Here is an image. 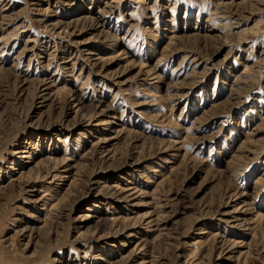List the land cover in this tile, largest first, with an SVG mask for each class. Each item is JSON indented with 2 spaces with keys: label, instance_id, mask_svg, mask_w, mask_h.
Returning <instances> with one entry per match:
<instances>
[{
  "label": "rangeland",
  "instance_id": "1",
  "mask_svg": "<svg viewBox=\"0 0 264 264\" xmlns=\"http://www.w3.org/2000/svg\"><path fill=\"white\" fill-rule=\"evenodd\" d=\"M0 264H264V0H0Z\"/></svg>",
  "mask_w": 264,
  "mask_h": 264
}]
</instances>
